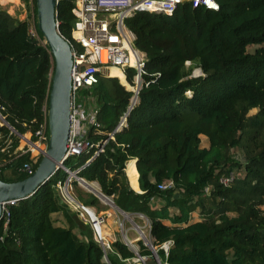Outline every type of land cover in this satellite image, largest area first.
I'll use <instances>...</instances> for the list:
<instances>
[{
	"label": "trees",
	"instance_id": "1",
	"mask_svg": "<svg viewBox=\"0 0 264 264\" xmlns=\"http://www.w3.org/2000/svg\"><path fill=\"white\" fill-rule=\"evenodd\" d=\"M217 1L218 11L186 3L171 15L143 11L128 18L136 47L147 54L138 102L104 152L88 164L95 149L65 161L72 170L84 166L78 175L97 181L122 210L147 216L156 247L172 240L168 257L158 250L169 264H264V46L247 49L264 43V0ZM73 6L61 1L57 16L60 33L71 41ZM35 14L37 20L36 1ZM28 27L0 6V112L19 134L31 132L36 140L41 126L48 128L55 59L47 43L30 37ZM195 68L203 74L194 75ZM126 71L133 83L136 71ZM111 75L90 89L101 124V133H89L95 142L109 137L133 95L117 78L124 77L122 71ZM252 109L257 113L248 115ZM203 135L209 147L202 146ZM9 141V152L2 151ZM19 145V135L0 124L1 180L29 176L21 169L32 162L31 152L14 154ZM233 148L245 151L243 163L227 154ZM131 159L137 160L140 193L129 184L137 177L134 160L128 168ZM236 167L244 168V175L224 185L221 177ZM67 177L60 169L11 206L8 221L0 220V264H109L91 227L57 196V182ZM166 181L174 186L160 189ZM72 184L81 202L100 205L95 194ZM158 197L165 204L155 208ZM171 208L178 210L171 216L174 223H188L196 210L202 218L169 226L162 219L170 217ZM55 213H62L68 226L56 225ZM139 245L151 260L147 264H157L152 250L142 240ZM112 246L121 256L109 255L112 264L135 256L121 239Z\"/></svg>",
	"mask_w": 264,
	"mask_h": 264
},
{
	"label": "built area",
	"instance_id": "2",
	"mask_svg": "<svg viewBox=\"0 0 264 264\" xmlns=\"http://www.w3.org/2000/svg\"><path fill=\"white\" fill-rule=\"evenodd\" d=\"M35 1L36 0H19L16 3L18 8H29L28 14L21 20L28 22V33L30 37L37 39L41 43H46L42 40L37 27V20L35 14ZM61 1L57 0V5ZM74 6L72 13L75 16V22L72 30V39L69 40L72 47L73 55V70H72V95H71V129L67 143V151L65 159L79 157L84 153H89L95 149L91 158L86 162L88 164L97 155L105 151V146L109 139H114V133L122 130L127 126V119L130 111L138 102L139 93L145 84L144 75L146 72L147 54L138 49L135 45L136 35L128 26V18L134 16L137 12H153L165 13L171 15L180 5L190 3L193 8L205 7L210 10L218 11L220 5L217 0H68ZM15 7V6H14ZM12 12H14L12 6ZM8 11V10H7ZM23 14V13H22ZM21 14V15H22ZM20 19V18H19ZM59 23V22H58ZM190 65V62H187ZM119 68L125 77L126 83L123 86L132 91L133 95L127 111L120 117L115 129L109 133V137L99 142L93 141L89 133L93 131L94 134H99L100 122L98 120L99 106L95 95L90 89L99 83L101 78L112 77L111 68ZM133 68L136 72L134 74V82L130 83L127 77V69ZM5 119L0 112V124L4 125ZM25 135V134H24ZM20 134V137L25 138L29 144L28 148L18 146L14 150V154L35 152L31 153L32 162L26 164L21 170L31 175L35 171L34 163L43 156L45 149L49 143V133L47 123L43 124L36 132V140L28 138ZM11 141L7 143V147L2 148V151H8ZM37 148V150H36ZM7 149V150H6ZM10 155H12L10 153ZM72 170L65 163L62 165V170L68 173L66 180H59L56 184V193L59 200L66 205L72 212L77 213L80 218L88 224L92 231L95 241L102 247L104 251V260L112 264L109 255L115 254L120 256L113 248V241L108 239L106 232V224L108 216L91 205L81 202L75 194L73 187V180L77 181L81 186L89 192L95 194L100 201L109 200L114 206V200L110 199L108 195L103 193L101 187L96 183L89 182L85 178L75 175L82 168ZM237 175L235 172L221 177V182L229 186L234 182ZM174 186L173 181H166L159 185V188L164 190ZM112 197V196H111ZM113 198V197H112ZM18 200H8L0 202L2 207V215L0 220L10 216V208L15 205ZM105 202V201H104ZM120 211V210H119ZM122 214H130L128 212ZM141 217H146L141 213H134ZM129 216V215H124ZM147 218V217H146ZM148 219V218H147ZM123 219L119 221L121 229L122 241L135 252L132 258L122 259L125 264H147L149 256L141 255L140 247L128 236V232H139L138 240H142L145 236L144 231L140 225L137 228H124ZM151 222V221H150ZM151 231V223H150ZM151 233V232H150ZM154 242V241H153ZM173 244L172 240L166 241L160 247H156L151 243L149 248L153 252L157 264H169L166 260H162L158 254L159 249H163L165 256L168 257L169 249ZM157 251V255L154 251ZM121 257V256H120Z\"/></svg>",
	"mask_w": 264,
	"mask_h": 264
},
{
	"label": "water",
	"instance_id": "3",
	"mask_svg": "<svg viewBox=\"0 0 264 264\" xmlns=\"http://www.w3.org/2000/svg\"><path fill=\"white\" fill-rule=\"evenodd\" d=\"M37 26L55 59L54 74L49 96V143L35 171L25 179L7 182L0 179V202L21 200L32 196L48 182L65 163L67 143L71 129L72 47L59 30L57 0H36ZM15 134L17 130L6 120ZM25 136V135H24ZM78 175V172H75ZM114 206L126 213L115 203ZM2 207L0 208V217ZM157 255V251L153 250Z\"/></svg>",
	"mask_w": 264,
	"mask_h": 264
},
{
	"label": "rangeland",
	"instance_id": "4",
	"mask_svg": "<svg viewBox=\"0 0 264 264\" xmlns=\"http://www.w3.org/2000/svg\"><path fill=\"white\" fill-rule=\"evenodd\" d=\"M17 2H18V0H0V6H2L4 9L8 10V13L10 15H13L15 17H18L20 19L23 18V17H25L27 15V12H28V14H30V10L27 7H26V9L21 8V10H20V8H18L16 6V3ZM12 6H13V9H14V12H12V9H11ZM262 45L264 46V43L263 44H253V45H249L247 49H248L249 52H254L256 50V48H258V47H260ZM202 74H203V72H202V70L200 68H195L194 69V75L198 76V75H202ZM257 111H258V109H252V110L249 111V114L248 115H254L255 113H257ZM25 135L28 138H32V133L31 132H28ZM262 138H264V129L262 131ZM202 139L204 140V142L202 143V146H204V144L208 140L205 137H203ZM28 144H29V142L25 138L20 137V145H19L20 147H25L27 149L28 148ZM31 153L34 154V155L36 154L35 152H32V151H31ZM227 154L230 155L231 158H233V159H235L237 161H240L241 163H243L244 160H245V158H246L245 151L242 150V149H236V148L234 149L233 148V149L229 150L227 152ZM73 159H74L73 162H75L76 161V157H74ZM129 163H130V161L128 162V168H129ZM240 170L241 171L238 172L237 171V167H236L234 171H235V174L237 176H240L241 177L242 175H244L245 171H244V168H241ZM8 173H10V171H8ZM126 173H127V171H126ZM83 189H85V188H83ZM76 197L79 199V194L78 193L76 194ZM108 197L110 199H113L111 196H108ZM104 201H102L100 203V205H99L100 207L99 208H101V209H114V207L112 206V203L109 200H105L104 199ZM262 208H264V205L262 206ZM116 211H117L118 215L122 219L124 218V220H123L124 228H129V227L137 228V225H140L142 227V230L144 231V233L146 235V237L145 236H142V242L145 245H150L151 243H153L154 239H153V237H152V235L150 233L151 232L150 231V223H151L150 222V219H147L146 217H141L140 215H136V214H134L132 212H128L130 214H122L119 210H116ZM196 211H198V210H196ZM124 215H129V216L126 217ZM118 227H120V226H118ZM134 234L135 235L137 234L138 236L140 235L138 231L137 232H134V231L128 232V236L131 239L133 238ZM118 238L122 240L123 236L122 235H119ZM138 246L140 247V245H138ZM110 255H113V254H110ZM113 256L115 257V255H113ZM147 263H151V260H148Z\"/></svg>",
	"mask_w": 264,
	"mask_h": 264
},
{
	"label": "crops",
	"instance_id": "5",
	"mask_svg": "<svg viewBox=\"0 0 264 264\" xmlns=\"http://www.w3.org/2000/svg\"><path fill=\"white\" fill-rule=\"evenodd\" d=\"M19 1V0H18ZM203 137H205V138H207L206 136H202V138ZM207 140H208V138H207ZM204 142V140L202 139V143ZM209 141H207L205 144H204V146L203 147H209ZM132 160H134V162H136L137 160L136 159H131V160H129L130 161V163H129V167H130V165H131V162H132ZM127 164H128V162H127ZM135 169H136V173H137V177L134 179V181H133V183H132V185H131V183H130V181H129V184H130V186H131V188L133 189V190H135L136 192H142L141 191V189H140V183H139V172H138V170H137V166H136V163H135ZM128 169H127V166H126V171H127ZM127 174V173H126ZM128 177V176H127ZM89 182H92V183H94V184H98L99 185V183L97 182V181H89ZM133 186V187H132ZM74 187V186H73ZM99 187H100V185H99ZM78 188H80L81 190L84 188L83 186H81L80 184H78ZM74 191H75V193H76V187H74ZM83 191H85V192H89L87 189H83ZM165 204V201L162 199V198H160V197H158V198H155L154 199V202H153V205H154V207L155 208H160L161 206H163ZM93 207H95L96 209H97V211H100V212H103V213H105L107 216H108V219H107V224H106V232H107V234H108V239L109 240H111V241H116L117 239H119L118 237H119V235H121V229H120V227H118L119 226V221L122 219L119 215H118V213H117V209H101V208H99L100 206H93ZM174 213H178V210L176 209V208H171L170 209V217L169 218H165V219H162V221L166 224V225H169V226H186V225H188V224H190V223H194V222H197V221H200L201 220V216H200V213H199V211H193V212H191L190 213V215H189V220H188V223H186V222H183V223H174L173 221H172V219H171V216L174 214ZM147 217V216H146ZM52 218H53V220L55 221V224L56 225H58V226H63V227H66V226H68V223H67V221H66V218H65V216L62 214V213H55V214H53L52 215ZM148 218V217H147ZM149 219V218H148ZM119 228V229H118ZM76 231L78 232V233H80L79 232V230L76 228ZM138 236H137V234L135 235L134 234V236H133V238H132V240H134L135 242H136V244L137 245H139V240H138ZM115 255H116V253H115Z\"/></svg>",
	"mask_w": 264,
	"mask_h": 264
},
{
	"label": "bare ground",
	"instance_id": "6",
	"mask_svg": "<svg viewBox=\"0 0 264 264\" xmlns=\"http://www.w3.org/2000/svg\"><path fill=\"white\" fill-rule=\"evenodd\" d=\"M111 70H119V71H121L119 68H116V67H113V68H111ZM123 73V72H122ZM120 80H121V82L122 83H126V81H125V78L121 75V77H120ZM36 150H37V148H36ZM136 163V162H135Z\"/></svg>",
	"mask_w": 264,
	"mask_h": 264
}]
</instances>
